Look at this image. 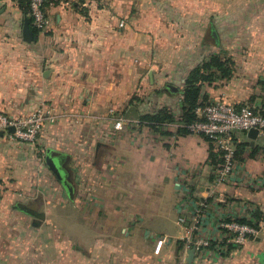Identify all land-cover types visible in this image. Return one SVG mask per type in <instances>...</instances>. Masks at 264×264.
<instances>
[{"label":"crops","instance_id":"0c3cea01","mask_svg":"<svg viewBox=\"0 0 264 264\" xmlns=\"http://www.w3.org/2000/svg\"><path fill=\"white\" fill-rule=\"evenodd\" d=\"M47 13L26 40L30 16L0 0V114L58 116L34 143L0 135V264H264V136L236 134L235 172L215 186L218 154L181 122L187 79L217 54L230 74L202 79L199 102L264 114V0H60ZM159 110L173 120L140 122ZM114 111L134 118L116 129ZM48 151L66 156L73 199ZM204 199L210 213L190 233L180 219ZM224 219L258 234L189 262L191 238L221 236Z\"/></svg>","mask_w":264,"mask_h":264},{"label":"built area","instance_id":"2783aa9c","mask_svg":"<svg viewBox=\"0 0 264 264\" xmlns=\"http://www.w3.org/2000/svg\"><path fill=\"white\" fill-rule=\"evenodd\" d=\"M18 4L24 2L28 5L29 16L33 26L44 32L49 24L50 18L47 13V2L54 5L60 0H11ZM121 26L124 23L120 24ZM114 115L115 128L120 129L130 120L122 114ZM196 120L186 128L192 134L207 138L213 145L214 151L220 158L219 165L215 169L214 184L219 186L230 181L236 166L239 140L236 134L247 133L251 129H257L258 135L264 136V114L254 112L247 106L235 107L225 101L201 102L196 110ZM58 116H48L46 109L41 106L33 112L10 117L0 114V131L9 132L10 136L16 140L34 143L47 121L56 122ZM212 201L204 199L200 201L190 216L183 215L180 222L184 224L190 233H200L204 219L209 215ZM221 236H205L189 241V246L194 252L202 253L207 248H213L218 254H224L230 248L239 247L248 239L258 234L257 228L248 223L235 219H224L218 226ZM164 241L160 240L156 249L159 253Z\"/></svg>","mask_w":264,"mask_h":264},{"label":"trees","instance_id":"16d2710c","mask_svg":"<svg viewBox=\"0 0 264 264\" xmlns=\"http://www.w3.org/2000/svg\"><path fill=\"white\" fill-rule=\"evenodd\" d=\"M60 1L55 2L54 5L58 4ZM25 14L29 15V8L28 5L24 2L19 4ZM47 5H50L47 2ZM33 32H34V40L37 41L38 37L41 33L40 30L33 26V23L30 24ZM214 69V72L209 73L206 75L204 70H211ZM221 72L222 76L228 77L230 74V67L228 66V61H223L220 55H212L210 60L202 64L201 66L195 68L189 78L186 81V87L184 89V98H183V108L181 114V122L184 125V130L188 131L186 125L194 122L196 120L195 110L197 106L201 103L199 102V95H200V85L199 82L202 79H209L212 75L216 72ZM173 120V116L170 115L166 111L159 110L155 113L145 114L141 117L140 122L144 124H148L151 126L159 125L163 122H170ZM189 132V131H188ZM239 140L238 138H236ZM240 142L238 143V150H239ZM238 156V152H237ZM259 218V217H258Z\"/></svg>","mask_w":264,"mask_h":264},{"label":"water","instance_id":"95a60500","mask_svg":"<svg viewBox=\"0 0 264 264\" xmlns=\"http://www.w3.org/2000/svg\"><path fill=\"white\" fill-rule=\"evenodd\" d=\"M30 24H31V18L27 17L25 19L24 28H23V36L26 40H34V32L31 28ZM213 36L216 39H218V36L215 32H213ZM167 88L172 92H179L180 91L177 87H175L171 84H168ZM133 112L135 114H137L135 109H133ZM128 118H134V117L129 115ZM13 131H14V128L9 129V132H13ZM247 134H248V137L250 139L256 140L258 137V130L257 129H251L248 131ZM0 135L3 136L4 131H2L0 133ZM65 158H66V156L64 154L54 155L51 153V151H48V154L46 156V162L49 165V167L51 168V170L59 178V180H61L63 182L64 186L66 187V189L69 193L70 198L73 199L74 198V186L69 180V171L64 166L65 160H66ZM18 208L24 212L29 213L30 215H32L33 217H35L37 219L43 218L42 213L35 212L34 210L28 208L27 206H25L23 204H18ZM193 256H194V250L191 249V250H189V258H188L189 262L193 259Z\"/></svg>","mask_w":264,"mask_h":264},{"label":"rangeland","instance_id":"374dc122","mask_svg":"<svg viewBox=\"0 0 264 264\" xmlns=\"http://www.w3.org/2000/svg\"><path fill=\"white\" fill-rule=\"evenodd\" d=\"M27 109V108H26ZM26 109H23V111H22V115H24L25 113H27V111H24V110H26ZM1 232H3V231H1V229H0V233ZM221 255H223V256H225L224 254H221Z\"/></svg>","mask_w":264,"mask_h":264}]
</instances>
